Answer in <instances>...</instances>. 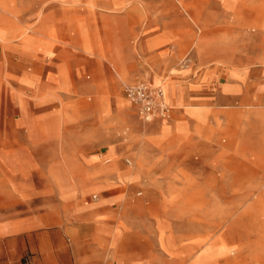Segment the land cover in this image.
<instances>
[{
	"label": "rangeland",
	"instance_id": "rangeland-1",
	"mask_svg": "<svg viewBox=\"0 0 264 264\" xmlns=\"http://www.w3.org/2000/svg\"><path fill=\"white\" fill-rule=\"evenodd\" d=\"M16 44L31 56L50 58L36 69L41 76L63 62L62 85H68L69 71L74 86L64 92L90 105L99 99L98 90L77 87L97 78L98 59L111 70L114 54L134 51L136 77L138 65L145 72L155 69L140 47L177 51V61L156 75L154 84L149 81L165 83L171 107L161 125L141 119L124 99L123 83L108 92L111 102L121 98L130 107L124 132L142 139V176L131 184L90 190L81 203L87 207L118 194V202L97 206L95 212L105 213L110 206L121 210L118 220H128V229L116 239L118 247H145V252L162 247L166 255L160 264H264V122L255 111L264 121V105L258 99L244 107L238 99L239 87L264 93V0H0V187L5 179H16L26 195L21 203L12 193L2 200L22 213L46 216L52 199L42 170L52 156L47 141L13 150L18 135L10 78ZM205 75L209 86L190 91ZM169 78L182 82L185 105L170 99L169 86L175 84ZM227 83L236 90L223 97ZM45 94L37 98L42 103L48 96L63 102L57 94ZM101 100L107 103V97ZM110 158L101 164L119 161L130 170L140 162L134 154Z\"/></svg>",
	"mask_w": 264,
	"mask_h": 264
},
{
	"label": "crops",
	"instance_id": "crops-1",
	"mask_svg": "<svg viewBox=\"0 0 264 264\" xmlns=\"http://www.w3.org/2000/svg\"><path fill=\"white\" fill-rule=\"evenodd\" d=\"M159 37L158 42L162 39ZM19 44L13 47L18 59L10 78L13 83L11 101L16 113L14 130L18 135L15 140L18 146H14L13 150L17 153L33 149L40 140L47 141L45 149L52 156L42 170L51 186L52 199L46 216L37 215L35 211L22 213L15 208L16 205H8L2 200L8 193L14 195L17 203L26 198L16 187L20 185L19 181L10 178L4 180L5 187H0V264H160L166 255L162 247L150 248L148 252H145V247L141 250L118 247L116 239L128 229V220H118L121 210H114L110 206V211L102 214L95 212L97 206L118 202V194L87 207L82 205L81 199L90 190L104 191L114 184H131L142 176L145 171L142 139L138 135L128 138L124 132L130 107L121 98L111 102L108 92L114 91L120 82L126 86L139 81L149 82L152 78L154 84V77L177 61L178 52H156L157 45L151 49L140 47V51L148 53L147 62L152 63L155 69L145 72V66L138 65L140 75L136 77L132 74V69L136 67L134 51L132 56L129 53L114 54V65L120 71L114 65L108 70L98 59L101 67L95 71L97 78L91 83H80L77 87L98 90L99 99L90 105L74 102L64 92L74 86L68 76L69 71L68 85H62L65 80L59 65L63 62L57 63L55 70L41 76L36 69L40 65H48L50 58L46 57L45 60L31 56L24 49L21 50ZM27 52L30 53L29 50ZM169 79L175 84V87L169 86L170 99L179 104L184 100L185 105L187 96L182 82ZM210 79L205 75L200 82L191 84L190 91L197 92L209 86ZM235 90L236 87L227 83L222 87V95L229 97L230 92ZM47 92L61 96L63 102L49 96V101L45 103L37 99ZM238 92L242 106H253L258 99L264 105L261 89L248 91L239 87ZM123 96L127 100L124 89ZM104 97H107V103L101 100ZM52 105H56V108L50 109ZM178 107L181 106H175ZM246 111L244 108V119ZM255 111L259 120L264 122L257 107ZM162 121L156 119L149 123L158 122L161 125ZM69 126L71 130L67 129ZM126 154H134L137 163L140 160L135 168L128 170L119 161L110 165L101 164L106 157L112 161L110 157L121 158ZM127 159L126 165L131 166L132 160L129 159L131 164H128ZM109 236H112L111 241L105 239H109Z\"/></svg>",
	"mask_w": 264,
	"mask_h": 264
},
{
	"label": "built area",
	"instance_id": "built-area-1",
	"mask_svg": "<svg viewBox=\"0 0 264 264\" xmlns=\"http://www.w3.org/2000/svg\"><path fill=\"white\" fill-rule=\"evenodd\" d=\"M126 99L136 107L142 120L152 122L170 116V107L164 104L163 89L147 81H139L124 87ZM131 164V160L127 159Z\"/></svg>",
	"mask_w": 264,
	"mask_h": 264
},
{
	"label": "bare ground",
	"instance_id": "bare-ground-1",
	"mask_svg": "<svg viewBox=\"0 0 264 264\" xmlns=\"http://www.w3.org/2000/svg\"><path fill=\"white\" fill-rule=\"evenodd\" d=\"M157 86H161V88L163 89L164 95H163V101L165 105H168L169 107H171L168 103V99H167V95L165 92V83L161 82L160 84H158ZM166 120V119H165ZM165 120H163L164 122H166Z\"/></svg>",
	"mask_w": 264,
	"mask_h": 264
}]
</instances>
